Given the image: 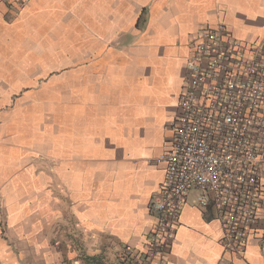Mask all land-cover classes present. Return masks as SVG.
<instances>
[{"label":"crops","instance_id":"crops-1","mask_svg":"<svg viewBox=\"0 0 264 264\" xmlns=\"http://www.w3.org/2000/svg\"><path fill=\"white\" fill-rule=\"evenodd\" d=\"M217 24L264 42V0H0V264H136L189 38ZM196 197L165 264H264L261 228L225 254Z\"/></svg>","mask_w":264,"mask_h":264},{"label":"built area","instance_id":"built-area-1","mask_svg":"<svg viewBox=\"0 0 264 264\" xmlns=\"http://www.w3.org/2000/svg\"><path fill=\"white\" fill-rule=\"evenodd\" d=\"M188 46L170 149L158 158L165 176L136 264L166 263L191 192L199 209L213 212L225 254L241 258L252 234L261 228L264 236V42L239 41L217 24Z\"/></svg>","mask_w":264,"mask_h":264}]
</instances>
